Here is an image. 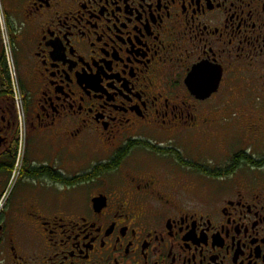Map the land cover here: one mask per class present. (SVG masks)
Segmentation results:
<instances>
[{
	"label": "flooded vegetation",
	"instance_id": "1",
	"mask_svg": "<svg viewBox=\"0 0 264 264\" xmlns=\"http://www.w3.org/2000/svg\"><path fill=\"white\" fill-rule=\"evenodd\" d=\"M1 2L0 264H264V0Z\"/></svg>",
	"mask_w": 264,
	"mask_h": 264
},
{
	"label": "rangeland",
	"instance_id": "2",
	"mask_svg": "<svg viewBox=\"0 0 264 264\" xmlns=\"http://www.w3.org/2000/svg\"><path fill=\"white\" fill-rule=\"evenodd\" d=\"M2 2L0 0V41L2 45V50H3V62L5 64L4 69H5V74L4 79L0 77V88H2V81L4 85H6V88L10 90V92L14 95V106H15V111H16V117H17V130H18V152L14 160L13 168H12V173L10 179L11 181V189L14 186L15 183V178L18 176L19 170L21 168V163L23 161V155H22V148H23V142H24V125H23V115H22V93L21 89L19 86V79H18V72L17 69L14 65V59H13V54H12V49L10 46L9 42V35L7 28L5 26V21H4V15H3V10H2ZM16 85L18 86L16 90ZM15 89V90H14ZM18 93L21 96V101L18 98ZM15 95L17 97L15 98ZM21 105V108H20ZM236 120V119H235ZM237 139H233L231 143H229V149L228 152L231 154L232 152H236L237 149ZM79 158L76 159L78 161ZM95 161H99L100 157L98 154L95 155ZM8 195V190L5 192V196ZM4 198L0 199V209L2 208V204L4 202Z\"/></svg>",
	"mask_w": 264,
	"mask_h": 264
},
{
	"label": "trees",
	"instance_id": "3",
	"mask_svg": "<svg viewBox=\"0 0 264 264\" xmlns=\"http://www.w3.org/2000/svg\"><path fill=\"white\" fill-rule=\"evenodd\" d=\"M4 68V65H2L1 67H0V69L2 70L1 72H2V74H1V72H0V77L2 78H4V76H3V74H5V69H3ZM2 78V79H3ZM110 168V167H109Z\"/></svg>",
	"mask_w": 264,
	"mask_h": 264
},
{
	"label": "water",
	"instance_id": "4",
	"mask_svg": "<svg viewBox=\"0 0 264 264\" xmlns=\"http://www.w3.org/2000/svg\"><path fill=\"white\" fill-rule=\"evenodd\" d=\"M214 86V85H213ZM215 86H216V84H215ZM215 86H214V89H212V90H215ZM210 88V87H209ZM209 92H212V91H209Z\"/></svg>",
	"mask_w": 264,
	"mask_h": 264
},
{
	"label": "built area",
	"instance_id": "5",
	"mask_svg": "<svg viewBox=\"0 0 264 264\" xmlns=\"http://www.w3.org/2000/svg\"><path fill=\"white\" fill-rule=\"evenodd\" d=\"M15 90V89H14ZM17 97V95H15V98Z\"/></svg>",
	"mask_w": 264,
	"mask_h": 264
}]
</instances>
